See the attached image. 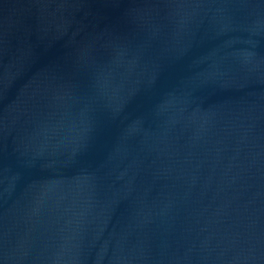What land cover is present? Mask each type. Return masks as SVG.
Instances as JSON below:
<instances>
[{"label": "water", "instance_id": "water-1", "mask_svg": "<svg viewBox=\"0 0 264 264\" xmlns=\"http://www.w3.org/2000/svg\"><path fill=\"white\" fill-rule=\"evenodd\" d=\"M0 264H264V0L2 2Z\"/></svg>", "mask_w": 264, "mask_h": 264}]
</instances>
